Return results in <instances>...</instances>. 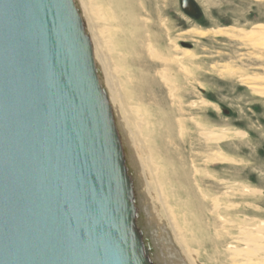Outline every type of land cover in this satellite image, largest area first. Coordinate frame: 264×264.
Returning <instances> with one entry per match:
<instances>
[{
	"label": "water",
	"instance_id": "obj_1",
	"mask_svg": "<svg viewBox=\"0 0 264 264\" xmlns=\"http://www.w3.org/2000/svg\"><path fill=\"white\" fill-rule=\"evenodd\" d=\"M121 137L76 1L0 0V264H155Z\"/></svg>",
	"mask_w": 264,
	"mask_h": 264
},
{
	"label": "bare ground",
	"instance_id": "obj_2",
	"mask_svg": "<svg viewBox=\"0 0 264 264\" xmlns=\"http://www.w3.org/2000/svg\"><path fill=\"white\" fill-rule=\"evenodd\" d=\"M75 1L83 19L85 17L87 21V32L92 35L94 59L100 71L101 83L115 110L120 130L125 132V137L122 135L124 146L129 150L127 154L134 174L135 189L137 193L140 192L139 199L146 205L144 208L150 218L148 223L151 229L157 226L160 230L162 235L157 236L160 243L167 245L165 238H168V246L172 248L174 245L180 257V261L176 263L173 260L167 262V258H164L166 253L160 257L162 261L153 254L154 263L264 264V220L249 217L244 213L238 218L234 217L235 214L230 215L231 212L241 210L242 205H236L233 200L244 196L245 190L225 183L224 199L208 194L200 181L206 177L217 180L212 171L205 173L196 166L189 168L180 157L178 158L180 155L176 143L178 139H184L190 131L188 119L184 117V104L180 98V92L187 87L178 85L179 76L187 81L195 75V71L188 66V60L196 58L193 52L176 48L180 53L176 56L170 55V49H157L154 45L156 38L153 40L152 37L146 38L142 34V27L147 25H144L142 18L136 14L146 8L145 4L141 3L142 0ZM259 29H264V26ZM192 31H196L200 36L210 33ZM216 33L235 36L230 29H222ZM240 33L243 34L240 37L244 39L256 34L254 31ZM144 55L164 66L163 70L155 73L178 105L179 118L168 117L167 112L159 110L161 103L157 104L159 107L147 104L144 91L151 94L155 87L152 86L153 82L150 83L154 66L143 61ZM173 68L178 71L179 76L173 72ZM146 81L149 84H145ZM241 82L249 85L251 80L244 77ZM189 106L204 109L206 103L201 101ZM191 121L210 148L222 140L218 130H208L200 119ZM230 137L227 135V138ZM220 160L221 154L213 150L206 156L204 163L210 166ZM218 182L220 183L219 178ZM138 207L140 210V201ZM140 226L143 227L142 221ZM161 252L163 253V250Z\"/></svg>",
	"mask_w": 264,
	"mask_h": 264
},
{
	"label": "rangeland",
	"instance_id": "obj_3",
	"mask_svg": "<svg viewBox=\"0 0 264 264\" xmlns=\"http://www.w3.org/2000/svg\"><path fill=\"white\" fill-rule=\"evenodd\" d=\"M136 1L138 2V0ZM195 1L204 14L201 21H196L185 15L179 0H142L141 3H144L146 8L143 12L141 10L142 13L140 11L136 13L140 19L142 18V23L147 25V28L142 27V34L146 38L148 36L153 40L156 38L158 44L154 41V45L158 50L170 49V55L176 56L180 53L176 48L185 49L193 52L192 54L196 57L188 60V66L190 65L189 68L195 71L193 72L195 75L188 78L187 81L179 76L175 67L173 68V72L180 78L178 85L187 87L179 92L184 104V117L188 119L190 130L184 139H178L176 143L180 155L178 158L180 157L189 168L196 166L205 173L212 171L217 180L206 177L200 181L208 194L224 199L225 183L245 190L244 196L233 200L236 205H242L241 210L231 212L230 215L235 214L234 217L238 218L242 217L244 213L249 217L264 220V33H262L264 29H259L260 26H264V0ZM144 12H147L146 15ZM144 19L150 21H143ZM83 21L86 29L85 17ZM222 29H230L232 33H235V36L216 33ZM192 30L210 31V33L200 36ZM240 31L244 33L254 31L256 34L249 39H244L240 37L243 35ZM148 32H151L150 35ZM87 34L92 42L91 33L88 31ZM184 45H190L191 48ZM143 61L154 66L151 72L153 78L150 79V83L153 82L152 86H155L151 91L152 95L148 91H144L147 104L156 107L161 103L160 107L157 105L159 110L167 112L168 117L179 118L178 105L169 96V90L162 85L156 74L163 70L164 66L147 55H144ZM244 77L251 80L249 85L241 82V78ZM194 81L195 84H193ZM145 84L149 83L146 81ZM161 87L164 88L161 89ZM159 99H162L164 103ZM201 101L206 103L204 109L189 106ZM165 102L168 104L166 105ZM113 112L116 118L114 109ZM192 119H200L208 130H218V135L222 140L210 148L207 141L198 134ZM118 128L120 130L119 125ZM120 133L125 137L123 129L120 130ZM227 135L231 137L227 138ZM124 137H121L123 145ZM213 150L221 154V160L206 166L204 160ZM127 153L129 154V150L124 155L128 168L132 171ZM135 191L138 206L140 201L139 211L143 222V227L140 226V222L139 226L145 239L151 243L152 253L161 261L160 257L166 253L164 258H167V262L173 260L178 263L180 257L174 245L172 248L168 246V238L165 237L167 245L160 243L157 236L162 234L157 226L151 229L148 223L150 218L144 208L146 205L139 199L140 192L137 193L136 189ZM150 232H152L151 235ZM163 247L164 249L167 247V251Z\"/></svg>",
	"mask_w": 264,
	"mask_h": 264
}]
</instances>
